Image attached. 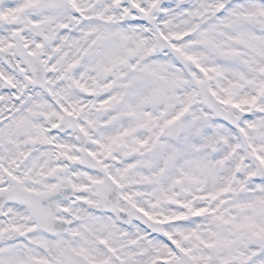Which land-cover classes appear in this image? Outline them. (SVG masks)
<instances>
[{
  "label": "snow or ice",
  "instance_id": "6c2138e0",
  "mask_svg": "<svg viewBox=\"0 0 264 264\" xmlns=\"http://www.w3.org/2000/svg\"><path fill=\"white\" fill-rule=\"evenodd\" d=\"M0 264H264V0H0Z\"/></svg>",
  "mask_w": 264,
  "mask_h": 264
}]
</instances>
